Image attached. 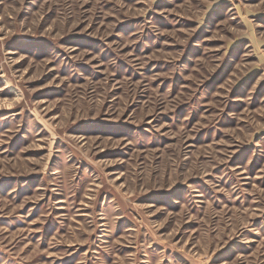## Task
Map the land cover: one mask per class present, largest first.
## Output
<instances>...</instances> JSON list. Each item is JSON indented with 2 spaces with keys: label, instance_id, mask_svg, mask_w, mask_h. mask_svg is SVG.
I'll return each mask as SVG.
<instances>
[{
  "label": "rangeland",
  "instance_id": "374dc122",
  "mask_svg": "<svg viewBox=\"0 0 264 264\" xmlns=\"http://www.w3.org/2000/svg\"><path fill=\"white\" fill-rule=\"evenodd\" d=\"M0 264H264V0H0Z\"/></svg>",
  "mask_w": 264,
  "mask_h": 264
}]
</instances>
